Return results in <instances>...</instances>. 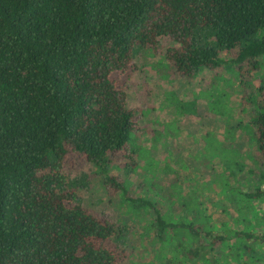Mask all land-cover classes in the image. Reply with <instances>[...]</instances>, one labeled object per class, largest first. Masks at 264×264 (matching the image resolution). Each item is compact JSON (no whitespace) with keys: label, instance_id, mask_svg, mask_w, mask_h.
Returning a JSON list of instances; mask_svg holds the SVG:
<instances>
[{"label":"trees","instance_id":"trees-1","mask_svg":"<svg viewBox=\"0 0 264 264\" xmlns=\"http://www.w3.org/2000/svg\"><path fill=\"white\" fill-rule=\"evenodd\" d=\"M164 38L173 44L164 60L178 77L234 73L242 104L253 105L244 127L248 155L264 164V77L250 101L247 91L264 71V0H0V264L124 263L118 225L67 188V174L86 165L103 177L108 196L153 211L156 238L175 232L197 242L178 244L179 264H218L200 252H213L225 234L203 217L166 220L109 174L138 167L133 145L141 128L127 107V79L136 54L158 50ZM219 147L213 155L228 189L264 201V171L252 192L240 189L238 156ZM230 237L242 245L239 264H264L253 250L263 233Z\"/></svg>","mask_w":264,"mask_h":264},{"label":"rangeland","instance_id":"rangeland-1","mask_svg":"<svg viewBox=\"0 0 264 264\" xmlns=\"http://www.w3.org/2000/svg\"><path fill=\"white\" fill-rule=\"evenodd\" d=\"M172 45L164 38L158 50L135 56V70L127 79V107L135 111L141 128L138 139L133 135L135 146L131 144L138 167L128 172L110 168L109 174L124 181L130 197L148 199L168 221L190 223L203 217L206 227L227 239L213 252L201 248L200 257L239 264L235 252L242 245L230 235L264 234V201L245 200L230 191L222 160L213 153L221 142L242 165L236 185L248 192L258 186L256 173L264 171V164L248 155L251 146L244 130L253 105L242 104V89L231 71L218 76L203 71L190 81L173 74L163 57ZM263 77L264 71L253 77L248 98ZM67 178V188L77 192L82 206L118 225L116 244L128 254L123 264H179L178 244L198 247L175 232L156 238L153 211L108 196L92 165ZM253 250L264 257V242H255Z\"/></svg>","mask_w":264,"mask_h":264}]
</instances>
